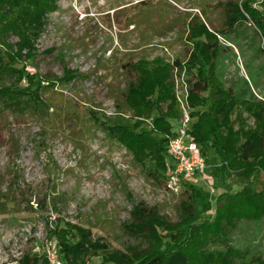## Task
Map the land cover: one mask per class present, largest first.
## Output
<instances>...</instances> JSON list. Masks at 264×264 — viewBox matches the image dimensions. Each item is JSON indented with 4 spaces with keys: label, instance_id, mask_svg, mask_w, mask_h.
Instances as JSON below:
<instances>
[{
    "label": "rangeland",
    "instance_id": "1",
    "mask_svg": "<svg viewBox=\"0 0 264 264\" xmlns=\"http://www.w3.org/2000/svg\"><path fill=\"white\" fill-rule=\"evenodd\" d=\"M226 1L57 0L36 43V60L27 70L48 78L63 77L67 70L78 76L68 84L57 83L46 95L50 120L32 115L0 117V264H16L22 255L35 254L38 244L56 240L49 237L46 219L55 224L61 217L91 229L94 241L125 253L144 248L142 238L129 229L135 203L144 202L171 222L178 221L185 195L166 189L167 175L161 179L149 175L156 168L154 162L137 161L105 125L139 123L138 130L153 131L158 112L139 115L124 100L133 77L128 63L151 62L169 69L176 101L174 113L167 117L173 133L163 136L164 146L171 137L190 130L177 98L180 95L185 106L193 109L188 81L194 72L188 63L195 45L189 25L195 21L218 32L225 29L222 4ZM252 1L264 9V0ZM220 33L217 39L225 47L218 59L220 78L236 92L245 90L247 96L264 101L261 33L249 21L233 32ZM210 106L206 95V107ZM241 121L246 130L254 126V119L239 109L237 126ZM202 150L209 163H220L211 145ZM260 179L264 182L263 175ZM198 187V200L205 204L208 217L214 215L220 193L240 189L232 179L221 178ZM54 201L59 214L52 210ZM232 244L249 254L264 255V222L241 224L233 232ZM87 261L102 264L95 255Z\"/></svg>",
    "mask_w": 264,
    "mask_h": 264
},
{
    "label": "trees",
    "instance_id": "2",
    "mask_svg": "<svg viewBox=\"0 0 264 264\" xmlns=\"http://www.w3.org/2000/svg\"><path fill=\"white\" fill-rule=\"evenodd\" d=\"M222 5L228 32L249 21L264 39V9L252 0H229ZM56 8L57 0H0V117L32 115L50 120V97L46 95L57 83L68 84L78 76L67 70L63 77L48 78L27 70V65L36 60V43ZM189 26V38L195 45L188 63L194 72L188 81L191 115L195 118L190 133L201 148L209 144L219 157L220 165L213 175L232 179L240 189L220 193L214 215L208 217L204 214L205 204L198 200L201 189L184 181L181 193L185 196L176 222L144 202L135 203L129 229L142 238L144 248H131L128 253L113 251L101 240L94 241L91 229L66 223L61 217L55 224L46 219L49 237L56 238L67 264H88L91 255L101 257L102 264H264V255L249 254L232 244L233 232L241 224L264 222V182L260 179L264 176V101L247 96L245 90L236 92L220 78L218 59L225 47L217 34L227 31H215L203 22H190ZM260 50L264 52V46ZM128 68L133 77L124 100L139 115L158 112L153 131L138 130L139 123L134 127L120 123L105 126L137 161L154 162L156 168L149 175L161 179L172 167V160L171 164L167 162L169 152L163 137L173 133L167 117L174 113L176 105L168 82L170 71L166 65L151 62L128 63ZM206 95L211 100L210 107H206ZM239 109L254 119L250 129H244L242 121L237 126ZM41 144L44 141L38 142L39 148ZM51 207L60 213L56 201ZM16 264H47V260L39 253L25 254Z\"/></svg>",
    "mask_w": 264,
    "mask_h": 264
},
{
    "label": "built area",
    "instance_id": "3",
    "mask_svg": "<svg viewBox=\"0 0 264 264\" xmlns=\"http://www.w3.org/2000/svg\"><path fill=\"white\" fill-rule=\"evenodd\" d=\"M177 98L182 104L184 122H190L191 109L185 106L180 95L177 94ZM167 149L172 160V167L167 174L166 189L172 194H179L183 189L184 181L196 172L205 170L207 163L202 154V148L191 138L187 130L171 137L167 142ZM35 252L43 255L47 264H67L61 256L58 242L54 239L38 244Z\"/></svg>",
    "mask_w": 264,
    "mask_h": 264
},
{
    "label": "crops",
    "instance_id": "4",
    "mask_svg": "<svg viewBox=\"0 0 264 264\" xmlns=\"http://www.w3.org/2000/svg\"><path fill=\"white\" fill-rule=\"evenodd\" d=\"M194 121H195V118L191 115V121L189 122V123H191L190 130L192 128V124L194 123ZM190 130H187V131L191 135V138L194 140V137L190 133ZM204 158H205V156H204ZM205 160H206V163H207V168L205 170H203V171L196 172L192 177H190L187 180L191 181L192 183H195L197 186H198V184H200V183H202L204 181H210V180L218 179V178H221L224 181H226V179H227L228 182H230V179L229 178H225L222 174L219 177H215L213 175V170L215 168L219 167L220 163L219 164H217V163L211 164V163H209L207 161L206 158H205Z\"/></svg>",
    "mask_w": 264,
    "mask_h": 264
}]
</instances>
